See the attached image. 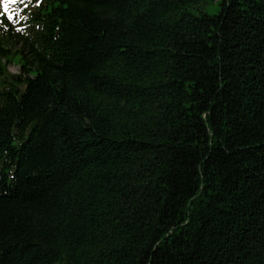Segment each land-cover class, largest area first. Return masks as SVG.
<instances>
[{
    "label": "trees",
    "instance_id": "trees-1",
    "mask_svg": "<svg viewBox=\"0 0 264 264\" xmlns=\"http://www.w3.org/2000/svg\"><path fill=\"white\" fill-rule=\"evenodd\" d=\"M208 1L0 15V264H264V0Z\"/></svg>",
    "mask_w": 264,
    "mask_h": 264
},
{
    "label": "rangeland",
    "instance_id": "rangeland-1",
    "mask_svg": "<svg viewBox=\"0 0 264 264\" xmlns=\"http://www.w3.org/2000/svg\"><path fill=\"white\" fill-rule=\"evenodd\" d=\"M0 6L2 8L1 11L3 12V7H2V5H0ZM11 8H12L13 12L15 13V11L17 9L16 5H12ZM202 10H204L210 14L217 12L218 6L216 4V0H209L208 2L204 3ZM8 68L12 73H19L20 72V66L17 63H14V62L10 63Z\"/></svg>",
    "mask_w": 264,
    "mask_h": 264
},
{
    "label": "snow or ice",
    "instance_id": "snow-or-ice-1",
    "mask_svg": "<svg viewBox=\"0 0 264 264\" xmlns=\"http://www.w3.org/2000/svg\"><path fill=\"white\" fill-rule=\"evenodd\" d=\"M40 0H36V4L38 6ZM0 3H2L3 7V13L7 16L9 20L14 19L16 16V13L13 12L11 6L15 5L17 3H24V0H0ZM25 7H28L27 3H24ZM23 19V17H21Z\"/></svg>",
    "mask_w": 264,
    "mask_h": 264
}]
</instances>
